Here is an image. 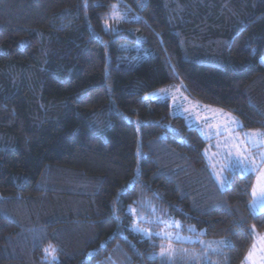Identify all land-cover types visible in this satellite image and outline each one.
Returning a JSON list of instances; mask_svg holds the SVG:
<instances>
[{"label":"trees","instance_id":"trees-1","mask_svg":"<svg viewBox=\"0 0 264 264\" xmlns=\"http://www.w3.org/2000/svg\"><path fill=\"white\" fill-rule=\"evenodd\" d=\"M178 85L264 136V0H0V264H53L50 245L55 264H194L159 257L169 241L132 231L129 206L242 264L264 232L256 173L221 191L207 141L144 99Z\"/></svg>","mask_w":264,"mask_h":264},{"label":"rangeland","instance_id":"rangeland-1","mask_svg":"<svg viewBox=\"0 0 264 264\" xmlns=\"http://www.w3.org/2000/svg\"><path fill=\"white\" fill-rule=\"evenodd\" d=\"M137 52H140V58L138 59V61L147 56L145 48H143L141 45L139 49H137ZM126 57L128 59V62L124 64L134 66L136 62L133 61V58H130L128 55H126ZM120 61L123 63L125 61V58L123 59L120 58ZM184 92L185 91L182 85L165 86L158 90L152 91L149 94H146L144 96V99L168 100L170 106V114L172 116L182 117L186 122V124H188L189 126H193L198 131L199 135L204 140L207 141L206 148L204 150V156L206 158L208 165L210 166L214 179L221 188L220 181L216 179L217 175L220 174L221 172V168L224 167L225 165V160L222 158L221 153H230L232 158L244 160L247 157L240 155L241 145L243 144L244 147L245 142L250 143L249 141H259L260 144H263L262 140L259 137L253 135L254 133H262V132L259 130L246 132L245 134L242 132H239V134H230L229 131H225V133L217 132V129H227L229 127L230 128L234 127L232 121H238L237 118L232 116L231 114L223 112L220 109L196 103L190 100ZM211 111L214 112H212L209 116H207L208 112ZM227 117H229L230 119H228ZM216 132L217 135H214ZM236 137L239 139L238 141L234 140V138ZM229 146L231 147V150L228 149ZM261 147H260V152L264 150V148ZM236 155L239 156V158H236L235 157ZM253 162L256 168H259L260 170H264V167H262L263 166L262 163L258 162L257 160H253L249 164L250 167L253 166ZM235 167L236 166H234L233 168ZM237 167L242 168L241 166H237ZM227 172L228 171L223 173V176H225L226 178H227V174H226ZM242 172L245 173L244 171ZM251 172L257 173L256 175V181H257V176L260 173L256 170H252ZM261 210L262 211L264 210V205H259V207L256 206L255 208L256 212H260ZM128 213L133 218L131 224L132 231L139 233L141 236L145 238H148V236H146L143 231L133 230V225L135 223L137 228L150 230L154 236L159 238L160 235L157 234L162 235L166 232L172 233L174 236H179L180 239L169 242L168 246H166L165 249L171 248L174 250V253L176 251L177 253L179 252V254L177 255L179 258L184 257L185 258L184 260H187L189 263L193 262L194 264H205L204 257L207 256L208 264H209V261L212 256L208 254L210 251L208 248L209 244L201 243L203 239L195 233L193 227L182 224L178 219L157 215L156 212L151 209L142 210V209L134 208L133 206H129ZM176 222H179L180 225L179 228L175 227ZM169 223H171L173 226L167 227ZM184 230H186L187 233H184ZM260 236H264V232L261 234H257L255 236V240L257 242L258 248L261 246L262 243L259 240ZM175 243H179V244L198 243L200 244V247L193 250L191 249L192 251L185 252L187 250L181 248L183 247L182 245H176ZM159 257L161 256L159 255Z\"/></svg>","mask_w":264,"mask_h":264},{"label":"snow or ice","instance_id":"snow-or-ice-1","mask_svg":"<svg viewBox=\"0 0 264 264\" xmlns=\"http://www.w3.org/2000/svg\"><path fill=\"white\" fill-rule=\"evenodd\" d=\"M253 135H256L259 137L262 135L261 133H254ZM222 158L225 160V165L224 167L221 168L220 174L217 175L216 179L220 181L221 183V191L225 190V186L229 183L227 178L223 176V173L226 171H230L234 166H241L245 170V174L248 171L256 170L260 174L257 176V181L256 183L252 186V197H253V203L250 205V208H252L253 212L252 214L258 215L255 211L256 206L258 205H264V170H260L259 168H256L253 162V166L250 167L249 163L247 162V158L244 160L241 159H234L231 157L230 153H221ZM260 163H264V153L260 154ZM163 223V221H162ZM173 225L169 223L167 227H172ZM175 227L179 228V222L175 223ZM133 230L136 231H143L146 236L149 238L152 237V233L150 230H145V229H139L136 227V224L134 223L133 225ZM253 231H255V228H253ZM160 235L161 239H166L169 242L173 240H179V236H174L172 233H164V234H157ZM259 240L262 242L261 246L258 248L256 240H254L253 244L250 246L248 252L245 254L244 260L242 261V264H264V236H260ZM202 243V242H201ZM217 245L223 246V247H230V243L228 241L222 240L216 242ZM213 252L216 251L215 248L212 249ZM55 252L56 249L53 246H49V248L45 249V255L46 256H51L53 264H55ZM174 254V250L169 248L165 249L163 246H161V251L159 255L163 258L165 256H171ZM195 255V254H193ZM205 264H208V258L207 256L204 257Z\"/></svg>","mask_w":264,"mask_h":264},{"label":"crops","instance_id":"crops-1","mask_svg":"<svg viewBox=\"0 0 264 264\" xmlns=\"http://www.w3.org/2000/svg\"><path fill=\"white\" fill-rule=\"evenodd\" d=\"M211 110H213V109H211ZM212 112H214V111H211V112H208V115L207 116H209ZM224 112V111H223ZM228 119H230L229 117H227ZM232 123H233V125H234V127H232V128H227V129H217V132H222V133H225V131H229L230 132V134H239V132H238V129H240V127H241V124H240V122L239 121H232ZM217 132L214 134V135H217ZM245 134V133H244ZM259 138L262 140V142H263V144H260V142L259 141H249L250 143H248V142H245V146L243 147V144L241 145V148H240V155L241 156H245V157H247V160H248V163L250 164L253 160H257L258 162H260V159H259V157H260V154L261 153H264V150L262 151V152H260V147L261 146H264V136L263 135H260L259 136ZM234 140H236V141H238L239 139L236 137V138H234ZM261 148H264V147H261ZM228 149H230L231 150V147L229 146V148ZM262 150V149H261ZM260 153V154H259ZM236 158H239V156H235ZM263 166L262 167H264V163L262 164ZM237 167V166H236ZM261 167V168H262ZM239 168V167H238ZM239 169H241L242 171H244L245 172V170L243 169V168H239ZM247 173H252L251 171H248ZM255 175H257V173L255 174ZM256 183V177H255V181H254V184ZM253 184V185H254ZM252 203H253V197H252V200H251V205H252ZM258 207H259V205H258ZM252 209V208H251ZM253 211V210H252ZM262 211V210H261ZM260 211V212H261ZM258 213V212H257Z\"/></svg>","mask_w":264,"mask_h":264}]
</instances>
